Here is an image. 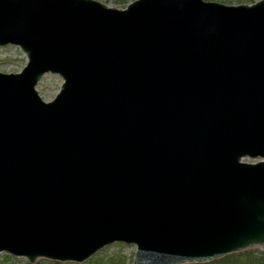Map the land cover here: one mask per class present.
<instances>
[{
	"label": "water",
	"instance_id": "water-1",
	"mask_svg": "<svg viewBox=\"0 0 264 264\" xmlns=\"http://www.w3.org/2000/svg\"><path fill=\"white\" fill-rule=\"evenodd\" d=\"M8 43L27 63L0 71V253L264 249V0H0ZM47 73L62 78L50 101Z\"/></svg>",
	"mask_w": 264,
	"mask_h": 264
},
{
	"label": "rangeland",
	"instance_id": "rangeland-1",
	"mask_svg": "<svg viewBox=\"0 0 264 264\" xmlns=\"http://www.w3.org/2000/svg\"><path fill=\"white\" fill-rule=\"evenodd\" d=\"M106 5L116 8H125L133 0H98ZM224 5L251 4L258 0H206ZM19 46H0V71L3 73L18 72L26 64L25 54ZM62 78L58 74H44L38 81L36 88L39 96L44 101H50L58 92ZM257 159H247L253 162ZM135 245L126 243H111L102 248L87 260L79 263L74 261H52L46 258H37L29 264H132L135 252ZM253 257L260 258L264 263V249L259 246H251L235 253L227 254L221 258L205 263H184V264H254ZM253 258V259H252ZM26 258L14 257L9 253H0V264H27Z\"/></svg>",
	"mask_w": 264,
	"mask_h": 264
},
{
	"label": "trees",
	"instance_id": "trees-1",
	"mask_svg": "<svg viewBox=\"0 0 264 264\" xmlns=\"http://www.w3.org/2000/svg\"><path fill=\"white\" fill-rule=\"evenodd\" d=\"M253 258L252 259H253L254 264H264V263L261 262L263 260H260V258H255V257H253ZM27 264H29V263H27Z\"/></svg>",
	"mask_w": 264,
	"mask_h": 264
},
{
	"label": "bare ground",
	"instance_id": "bare-ground-1",
	"mask_svg": "<svg viewBox=\"0 0 264 264\" xmlns=\"http://www.w3.org/2000/svg\"><path fill=\"white\" fill-rule=\"evenodd\" d=\"M14 46H16V44H15ZM20 50L25 54V52H24L21 48H20ZM26 57H27V56H26V54H25V58H26ZM26 63H27V58H26ZM18 72H19V71H18ZM51 74H52V73H51ZM58 75H59V74H58ZM58 91H59V90H58ZM57 93H58V92H57ZM57 93H56V94H57ZM56 94H55V95H56ZM245 159H246V158H244V160H245ZM257 161H258V160H257ZM253 162H256V161H253Z\"/></svg>",
	"mask_w": 264,
	"mask_h": 264
}]
</instances>
